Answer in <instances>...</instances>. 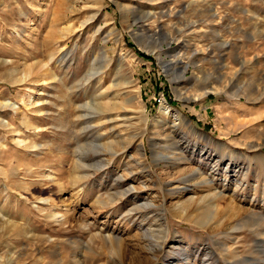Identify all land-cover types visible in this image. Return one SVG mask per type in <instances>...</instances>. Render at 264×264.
I'll use <instances>...</instances> for the list:
<instances>
[{"label": "rangeland", "instance_id": "1", "mask_svg": "<svg viewBox=\"0 0 264 264\" xmlns=\"http://www.w3.org/2000/svg\"><path fill=\"white\" fill-rule=\"evenodd\" d=\"M0 264H264V0H0Z\"/></svg>", "mask_w": 264, "mask_h": 264}, {"label": "bare ground", "instance_id": "2", "mask_svg": "<svg viewBox=\"0 0 264 264\" xmlns=\"http://www.w3.org/2000/svg\"><path fill=\"white\" fill-rule=\"evenodd\" d=\"M216 91H218V90H216ZM163 109V108H162ZM170 108H169V106H166V110H165V112H163L162 114L163 115H168L169 113H170V110H169ZM192 128V127H191ZM193 204V203H192ZM183 207H184V205H183ZM188 214V213H187Z\"/></svg>", "mask_w": 264, "mask_h": 264}]
</instances>
